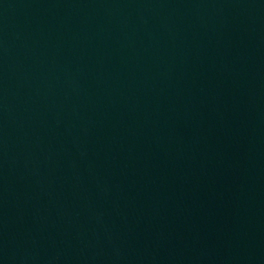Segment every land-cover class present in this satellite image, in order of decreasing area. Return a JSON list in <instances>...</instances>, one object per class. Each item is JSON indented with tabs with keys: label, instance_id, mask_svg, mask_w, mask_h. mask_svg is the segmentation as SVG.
Here are the masks:
<instances>
[{
	"label": "water",
	"instance_id": "obj_1",
	"mask_svg": "<svg viewBox=\"0 0 264 264\" xmlns=\"http://www.w3.org/2000/svg\"><path fill=\"white\" fill-rule=\"evenodd\" d=\"M0 264H264V0H0Z\"/></svg>",
	"mask_w": 264,
	"mask_h": 264
}]
</instances>
